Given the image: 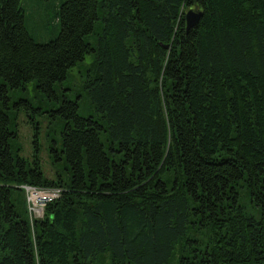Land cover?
<instances>
[{
    "label": "trees",
    "instance_id": "16d2710c",
    "mask_svg": "<svg viewBox=\"0 0 264 264\" xmlns=\"http://www.w3.org/2000/svg\"><path fill=\"white\" fill-rule=\"evenodd\" d=\"M55 18L37 42L0 0V264H264V0H61ZM91 52L82 117L54 85ZM30 80L55 100L50 177L11 151L8 89ZM21 185L60 194L30 223Z\"/></svg>",
    "mask_w": 264,
    "mask_h": 264
},
{
    "label": "rangeland",
    "instance_id": "374dc122",
    "mask_svg": "<svg viewBox=\"0 0 264 264\" xmlns=\"http://www.w3.org/2000/svg\"><path fill=\"white\" fill-rule=\"evenodd\" d=\"M20 1L24 10V22L31 38L37 42L51 38L58 29L55 15L61 0ZM89 41L92 42L90 39ZM91 57L92 52L86 54L82 60L68 69L64 80L54 85V92L59 100L64 97L68 100L77 101V114L82 117L95 115L91 101L82 88L84 80L87 79V72H92ZM8 94L10 121L15 123L16 133L10 142L13 155L18 154L28 161L31 160L32 156H35L44 176L50 177L54 172L64 173L63 164L60 163V160L53 161L52 152L49 149L56 130L54 121L50 116V110L53 108L55 100L39 95L31 80L24 84L23 89H8ZM18 99L24 100L27 104H13ZM39 110L42 113L37 115ZM35 118L36 126L34 127L32 121ZM34 136L37 138L35 151L32 142ZM243 204L249 211L250 205L246 200H243Z\"/></svg>",
    "mask_w": 264,
    "mask_h": 264
},
{
    "label": "built area",
    "instance_id": "2783aa9c",
    "mask_svg": "<svg viewBox=\"0 0 264 264\" xmlns=\"http://www.w3.org/2000/svg\"><path fill=\"white\" fill-rule=\"evenodd\" d=\"M25 192V207L29 222L40 218L44 206L60 194L59 188H37L33 186H22Z\"/></svg>",
    "mask_w": 264,
    "mask_h": 264
},
{
    "label": "water",
    "instance_id": "95a60500",
    "mask_svg": "<svg viewBox=\"0 0 264 264\" xmlns=\"http://www.w3.org/2000/svg\"><path fill=\"white\" fill-rule=\"evenodd\" d=\"M201 15L202 12L198 9H188L184 15L186 29L194 26L198 22Z\"/></svg>",
    "mask_w": 264,
    "mask_h": 264
},
{
    "label": "bare ground",
    "instance_id": "6f19581e",
    "mask_svg": "<svg viewBox=\"0 0 264 264\" xmlns=\"http://www.w3.org/2000/svg\"><path fill=\"white\" fill-rule=\"evenodd\" d=\"M22 186H24V185H21V187ZM25 186H28V185H25ZM33 187H37V188H55V187H39V186H33ZM23 188V187H22ZM59 191H60V189H59ZM43 211V210H42ZM41 216H42V214H41Z\"/></svg>",
    "mask_w": 264,
    "mask_h": 264
}]
</instances>
